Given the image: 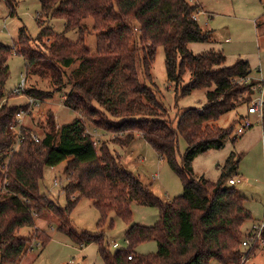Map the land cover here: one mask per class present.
Returning <instances> with one entry per match:
<instances>
[{
    "label": "trees",
    "instance_id": "obj_1",
    "mask_svg": "<svg viewBox=\"0 0 264 264\" xmlns=\"http://www.w3.org/2000/svg\"><path fill=\"white\" fill-rule=\"evenodd\" d=\"M38 1L43 16L64 20L65 31L77 30L78 38L71 41L64 32L54 33L38 17L36 40L51 37V41L44 50L32 49L26 45L31 38L21 30L18 54L26 63V74L49 77L58 87L66 79L65 68L78 63L67 79L69 91L63 99L64 106L76 116L59 128L51 118L50 130L38 141L25 129L15 150L10 126L21 109L28 111L29 104L6 102L7 61L13 47L0 42V264L20 261L33 240L42 247L49 242L50 237L36 228L35 220L47 210L58 220L56 230L74 244L95 243L103 264H209L211 260L238 264L242 240L251 239L241 229L252 221V215L245 207L246 197L227 182L236 173L241 156L230 152L216 181L196 177L192 163L199 154L223 148L224 139L231 135L233 125L221 128L211 124L243 103L245 92L253 93L255 83H244L250 74L249 62L239 57L227 66L219 49L199 54L188 49L189 43L212 39L211 31H203L193 18L199 4L188 0ZM7 2L13 15L12 1ZM86 18L93 20L95 53L85 42L82 21ZM137 32L139 46L135 48L131 43ZM158 47L164 50L169 82L179 85L188 74L181 97L206 90V102L200 108L182 111L175 127L165 118L166 109L154 88L140 82L138 75L141 72L151 77ZM24 93L36 100L51 96L33 88ZM86 121L98 130L119 134L114 143L120 147H126L138 134L178 176L183 193L162 201L120 165L119 155H113L108 145L102 143L97 148ZM261 125L264 135V115ZM179 137L187 145L180 162L176 158ZM62 162L66 204L59 207L41 191L40 182L45 168ZM81 198L91 199L99 213L94 233H79L70 225L69 216ZM133 202L156 208L158 221L151 226L133 223ZM111 213L128 225L126 247L114 252L105 245L102 233ZM112 226L110 220L108 227ZM22 228L34 229V234L19 237ZM148 241L156 243L157 252L137 254L136 247ZM252 243L246 256L257 249V242Z\"/></svg>",
    "mask_w": 264,
    "mask_h": 264
},
{
    "label": "rangeland",
    "instance_id": "obj_2",
    "mask_svg": "<svg viewBox=\"0 0 264 264\" xmlns=\"http://www.w3.org/2000/svg\"><path fill=\"white\" fill-rule=\"evenodd\" d=\"M14 6V14L7 0H0V42L13 47L12 55L7 61L9 76L4 86L7 96L6 102L9 105L29 104L28 97L24 91L20 94L14 92L21 81V74L25 75V89L33 88L49 93L51 96L44 100H38L35 104H29L28 111H24L20 117L14 118L10 128L15 136V150L19 147L18 135H22L26 129L30 134L41 138L42 134L50 130V119L59 128L61 125L71 121L76 114L64 106L63 99L69 91L67 79L78 63L65 68L66 79L60 87L55 86L49 77L28 75L25 71V61L18 54V35L24 30L31 41L26 44L32 49L44 50L49 44L51 37H42L36 40L39 33V26L36 19L39 17L44 26L49 27L54 33H65L66 37L75 41L78 38L77 30L65 31V22L58 18H46L40 12L38 0H11ZM190 3L199 4L202 2L204 10L212 12L211 16L201 13L200 8L197 16L198 23L203 31H211L213 38L206 43H189L188 49L193 54H199L210 49H220L225 57V65H232L237 58H243L250 64V78L244 83L254 82L253 93L243 94V103L236 109L221 116L220 119L211 125L221 128H228L233 125L231 135L224 139V146L220 150H209L199 154L193 160L192 166L196 177H204L216 181L220 174V167L230 152L241 156L236 175L240 178L236 183L237 191L246 197L245 207L251 212L252 221H247L242 226L244 236L251 231L253 224L264 218V135L262 132V119L258 115H247V108L256 97L261 95L258 85L264 80V0H188ZM136 24V23H135ZM256 24L259 28L256 29ZM86 27L85 42L91 53L96 51V32L93 30L92 18L82 21ZM137 26V24H136ZM139 33L131 43L138 47L137 40ZM164 50L158 47L155 61L151 67V77L147 78L143 73L138 72L140 82L146 83L154 88L158 100L166 109L165 118L170 120L175 127L182 111L188 108H200L206 102V90H195L187 96H180L181 87L188 81V74L184 75L181 84L176 85L169 82L164 66ZM243 81V80H242ZM24 89V90H25ZM264 97V89H263ZM240 115V116H239ZM252 122V126L245 129L242 134L237 133L240 127L239 122L243 117ZM216 123V124H215ZM86 127L91 134L97 148L105 143L109 146L113 155H119L120 165L137 176L144 185L148 186L162 201H169L183 193L180 179L172 171L168 163L141 138L134 135L133 140L126 146L120 147L114 143V138L119 134H112L93 128L86 121ZM122 137V136H121ZM234 138L236 140L233 142ZM186 142L182 137L178 138L177 161L180 162L181 155L186 150ZM65 162L55 167H47L44 170L43 179L40 182V189L55 204L63 207L66 204V196L63 191L67 183L64 175ZM56 183V184H54ZM76 196V194H74ZM133 223L151 226L159 219V212L150 206L131 204ZM99 213L93 206V201L88 198H81L72 210L69 221L71 227L77 232L97 231L96 223ZM36 228L50 237L49 242L42 247L40 242L33 240L30 243L29 252L15 264H103L98 255V247L95 243L79 246L74 244L67 236L56 230L58 220L50 212L45 211L40 216H35ZM110 220L113 226L108 227ZM128 228L114 213L106 218V225L102 229L104 243L111 252L117 248L126 247L125 232ZM264 227L260 231V237L256 240L257 249L255 253L246 256L252 242L248 239L247 246L242 242L239 246L241 257L238 264H264ZM34 234V229L22 228L17 233L19 237L28 238ZM255 242V241H254ZM113 243H117L115 248ZM250 245V246H249ZM32 246V247H31ZM157 245L154 241L144 242L135 249L137 254L146 255L157 252ZM209 264H218L211 260Z\"/></svg>",
    "mask_w": 264,
    "mask_h": 264
},
{
    "label": "built area",
    "instance_id": "obj_3",
    "mask_svg": "<svg viewBox=\"0 0 264 264\" xmlns=\"http://www.w3.org/2000/svg\"><path fill=\"white\" fill-rule=\"evenodd\" d=\"M199 13H197V14L195 13L193 18L197 20V16ZM258 87H259V90L261 92V95L259 97H256L253 100V102L250 104V106L247 108V115L256 114V115H258L259 119H262V117L264 115V97H263L264 80L262 81L261 84L258 85ZM24 89H25V75L21 74V81L18 84V87L16 89H14V92H16L17 94H20L24 91ZM37 101L38 100L33 99V98L28 99L29 104H33V103L35 104ZM22 113H23V110H20L16 114V117H20ZM239 125H240V127L237 129V133L242 134L246 128L252 126V122H250L247 119V117L245 116V117L240 119ZM19 136L20 135H18V138H19ZM33 138L35 141H38V138L36 136H33ZM19 142H20V140H19ZM239 181H240V178L231 177V178H229L227 184L228 185H235L236 183H239ZM54 184H56V183H54ZM263 227H264V218L262 221L252 225L251 231L249 233L251 239L248 240V241H250V243L256 241L260 237V231L262 230ZM247 242L243 241L242 245L247 246V244H248ZM113 246L115 248L118 247L117 243H113ZM128 259H131V256H128Z\"/></svg>",
    "mask_w": 264,
    "mask_h": 264
},
{
    "label": "crops",
    "instance_id": "obj_4",
    "mask_svg": "<svg viewBox=\"0 0 264 264\" xmlns=\"http://www.w3.org/2000/svg\"><path fill=\"white\" fill-rule=\"evenodd\" d=\"M199 6H200V8L203 10L201 13H203V14H208V15H210L211 16V14H212V12H207L206 10H204V6H203V4H202V2H199ZM212 34V33H211ZM212 38H213V35H212ZM220 50V49H219ZM250 72H251V70H250ZM249 76H250V74H249ZM248 76V78H250ZM240 116V115H239ZM216 124V123H215ZM137 137H140V136H137ZM234 175H236V173L234 174ZM240 182V181H239ZM236 185V184H235ZM170 201V200H169Z\"/></svg>",
    "mask_w": 264,
    "mask_h": 264
}]
</instances>
